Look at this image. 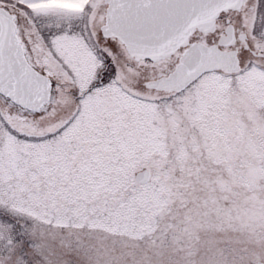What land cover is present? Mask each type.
Segmentation results:
<instances>
[{"label": "snow or ice", "instance_id": "1", "mask_svg": "<svg viewBox=\"0 0 264 264\" xmlns=\"http://www.w3.org/2000/svg\"><path fill=\"white\" fill-rule=\"evenodd\" d=\"M0 264H264V0H0Z\"/></svg>", "mask_w": 264, "mask_h": 264}]
</instances>
